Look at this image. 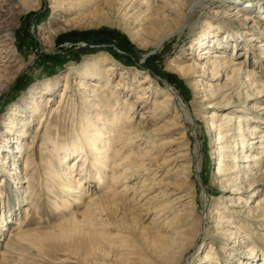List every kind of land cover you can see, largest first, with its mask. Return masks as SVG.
<instances>
[{
    "label": "rangeland",
    "instance_id": "rangeland-1",
    "mask_svg": "<svg viewBox=\"0 0 264 264\" xmlns=\"http://www.w3.org/2000/svg\"><path fill=\"white\" fill-rule=\"evenodd\" d=\"M253 1L255 0H154V11L163 15L166 20L163 21V18L161 19L158 16L159 28L165 29L171 34L160 48L154 50L148 47V42L151 40L148 38L149 35L145 34L144 37L147 38L148 42L146 41L147 43L144 45H138L129 36L131 32L142 28L141 25L125 29L121 24L123 22L120 23V21L113 25L95 23L98 18L107 17L110 14L109 17H112L113 14L110 10L96 8V4L99 2L94 6H80L82 2L79 0H58L61 5L58 6V3L53 4V0H32L30 2L24 0L26 8L19 13L18 18L15 20L5 19V23L13 24L15 27L11 44L15 48L8 60L0 58V145H5L7 155H9L8 146L10 148L14 147L11 155L16 151L15 145L17 144L22 150L21 153H15V155L18 154L16 157L11 156L12 158H10V164L16 166L17 170L10 168V171L8 170L5 174H3L4 171L0 170V179L2 176L4 177V182H0L1 219L4 218L1 217L3 214L2 206L7 203V200L14 198V200H10L12 202V214L8 220L6 219L5 228L0 232V250L9 236L10 229L13 230V233L18 232L16 229L18 228L17 224H15L18 221H21L19 227L23 232L35 231L40 234H47V237L41 241H37L35 238L31 248L27 247L26 250L21 251L20 257H18V254L9 257L11 261L13 260L12 264L15 262V264H184L190 250L186 251L180 241L184 242L186 239H192L197 235L200 226L203 225L202 221L207 227V232L204 237L200 235V238L197 239L199 250L192 264H215L214 259L222 261L225 258L226 252L236 243L237 236L235 235L240 232L235 230V225L245 226L243 224L246 222L244 213L249 211L246 209L242 215L227 213L232 226H225L229 231H226L224 235L220 234L226 245L213 237L214 226L212 225L214 222L210 217L216 211V205L221 207L225 203L224 199L227 192L223 191L218 184L213 183L215 171L218 168L222 169L223 166H220L218 159L213 158L214 156L210 153L211 142L214 139L207 133L205 128V122L208 119L206 115L209 114L210 109H205L199 104L201 98L194 96L191 87L186 82L187 80L182 79L176 73L169 72L167 64L169 62L176 65L183 62L189 64L192 62L188 58L190 57L201 67V65H204V60L196 59L201 48L206 47V49L210 48L211 51H218L222 47L221 50L225 51L224 55H226V58H230L232 63L243 60L246 62L244 69L252 70L264 81V53L261 54L260 50L263 45L261 46L259 42L264 43V36L261 34V30L264 28V3L261 2L264 0H259V5L250 4ZM163 2L167 5V9L162 10L159 7ZM170 9L176 12V16L170 12ZM231 9L256 15L260 33L258 29L259 37L255 41H250L248 35L247 37L244 35L241 39L231 33V26L221 19L222 11ZM75 14H80V17L86 21L90 20L91 22H89L93 25L91 27L89 25L87 27L69 28L53 40L48 38L52 32V27L54 28L59 24L58 21L61 17ZM171 16L174 19L172 21L167 20L172 18ZM259 44L260 46H257ZM247 46L250 48L248 51L246 50ZM248 54H250V57ZM259 54L262 57L259 58ZM102 55L109 57V64H113L115 67L114 73H106L111 90H114V87L117 86L116 83L121 75H124L125 80L130 83L128 86L131 90L125 91L124 87L120 89L121 94L125 92L127 95L124 104L120 101L121 98L119 101L117 100V104H114L122 107L123 111L127 112L129 107L132 106L137 86L146 73L150 75L151 82L154 85L158 84H156V87L153 86L154 96L145 99L148 102L137 109V105L134 106L132 121L139 120L142 111L147 107H151L153 99L161 98L164 95L165 85H163V81H167L176 88L193 118L194 123L191 125L184 122L187 136L184 143L189 145V154L183 162L184 168L179 170L176 175L166 177H162L165 176L166 171V168L163 169L158 173L156 179H160L161 183L164 184L149 190L148 196L152 197L154 200L151 202L155 203V201L164 198L161 195H164L165 183L172 186L184 185L189 189V199L192 200L189 206L185 203L182 210L171 214L167 219H163L164 216H160V218L158 216L155 220L154 217L159 212H156L157 210L155 211L154 208L144 216L139 214L134 207L130 206L132 202L129 198L132 194H128L127 198L121 195V191L116 196L113 195L114 191H110L113 185H110V182L106 179L111 172L107 170L103 171L105 174L101 175V184L91 175H87V179L82 183L85 194L81 197V203H77L73 196L62 191L61 184L65 183H61L60 177H63V173L66 176L69 175L65 173L64 166L56 158L57 150L55 153L53 141H62L61 138H65V143L70 144L66 136L77 133L80 135L86 124L93 133L97 131V127L100 128V123L89 120L85 102L81 99L82 94L78 93L77 85L74 86L76 91H71L70 98L65 104L56 105L53 99L56 100L58 95L57 93L53 94L52 101L47 103V107L43 111L44 116L41 117L43 115L41 113L42 115L39 114L30 119L26 128L21 132V136L15 134H10L12 135L10 136L9 132L5 130L7 129L9 114L13 113L15 109L17 111L22 110L29 103L32 95L27 92L30 88L36 91L43 88L44 82L48 80L53 82L55 79L60 80L58 84L60 88L63 81L62 75L66 74L67 71H70L69 77L72 84H75L79 77H84L89 83H97L98 85L103 83L104 77L88 75L90 74L88 73L89 70L85 71L84 69L86 62L94 61ZM232 67H234V64ZM127 70L128 73L124 74V71ZM230 73L231 69L226 71L227 79L225 76L220 79V87L227 88L233 84V75ZM7 77L10 78L7 79ZM107 89L110 90L109 87ZM98 94L100 95L101 91H98ZM99 97L101 96H98V99ZM77 98H80L81 101L76 102ZM263 104L264 100H261L260 103H257V106ZM107 109L96 107L91 111V114L96 117H109L113 112H109ZM114 114H117V112ZM169 114L168 112L166 116L169 117ZM255 114L257 119L262 122L255 124L256 128L264 131V110L260 109ZM123 115L122 113V120L125 118H123ZM17 118L20 117L17 116ZM166 119L168 118L165 117L164 121ZM158 120H152L151 122L157 123ZM81 121H85L82 126H80ZM162 124L163 122H160L155 128ZM78 127L79 132H75L74 129ZM105 131H103V134ZM34 134H36V138L33 145H31L30 139ZM103 134L101 132L100 138ZM142 142L136 143L132 151L139 150ZM83 149L86 150L85 147ZM107 150L108 154L113 157L114 148L109 146ZM26 152L30 153V162L28 164L29 168L24 170L23 164ZM249 154L252 155L254 152L250 151ZM195 160H197L198 170L194 169ZM260 170H264L263 162ZM24 171L28 174L25 175ZM151 176L153 174H150L149 177ZM27 178L30 182L26 183L24 181ZM149 181H151L150 178ZM5 182H8L9 187H16L14 196L11 194L12 197H10V193L7 195L8 186ZM28 184L34 192L31 199H28L25 194L26 189L29 190L27 188ZM106 189L109 190V192L104 193L106 198L116 199L104 211L95 216L94 224L89 226L91 227L89 229L90 234L83 229H75L72 226L73 222L81 220L82 217L77 216L78 218L73 219L71 216L80 215L86 208L85 204L89 203V199L98 194H103ZM118 189L120 190L121 187H118ZM203 190H205L204 193L209 196V199L206 206V215H204V220L201 221L203 217L200 213L202 210L200 195ZM64 198H66L67 206L62 201ZM244 200L245 202L242 205L247 203L253 206L259 201L261 202V208L264 209V182L255 194L253 193L251 197H244ZM133 203L135 202L133 201ZM190 212L193 213L192 216H189ZM187 217L189 218L187 219ZM165 220L170 221L171 224L165 223ZM227 223L229 224V222ZM163 224L168 227L169 225L179 226L177 229L183 234L178 243L180 248L162 234L163 228L161 227L164 226ZM251 227H253V229H250L251 232L244 235L249 245L245 246L240 252L249 253L248 257H250L251 263L264 264L262 259L264 256V219ZM61 228L63 229L62 233ZM173 230L175 228L172 227L170 232ZM164 247H166L165 250ZM234 258L238 260L239 257L236 254ZM20 259L22 260L20 261ZM238 261L240 262V260ZM238 261L236 263H239Z\"/></svg>",
    "mask_w": 264,
    "mask_h": 264
},
{
    "label": "bare ground",
    "instance_id": "bare-ground-1",
    "mask_svg": "<svg viewBox=\"0 0 264 264\" xmlns=\"http://www.w3.org/2000/svg\"><path fill=\"white\" fill-rule=\"evenodd\" d=\"M23 1L24 0H0V46H2L0 49V58L8 60V58L12 56V50L15 46H11V44L15 27L13 24L5 23V19H17L19 13L26 8ZM27 1L30 2L32 0ZM79 1L82 2L80 6H94L100 0ZM151 1L152 0H102L96 4V8H100L99 10H110L113 14L112 17H109L111 14L107 17L103 16L100 19L97 17L98 21L95 23L98 24L99 22L113 25L120 21V23L123 22L121 24L125 29H131L137 25H141L142 28L129 34L131 39L138 45H144L148 42L147 38L144 37L146 36L145 34H147L149 35V37H147L151 39L148 42V47L152 50L160 48L171 34L165 29L159 28L160 23L158 21V16H160L161 19L163 18V21L166 20L163 15L154 11V0ZM57 3L58 0H53V4ZM261 3H264V1ZM250 4L259 5L260 1L255 0ZM26 5L28 6V4ZM59 5L58 3V6ZM159 7L162 10L168 8L164 2ZM170 12L176 16V12L172 10ZM172 19L174 18L172 17L167 20L172 21ZM221 19L231 26V33L238 38L242 39L244 35H246V37L248 35L249 40L253 42L259 37L258 29L260 33V28L258 18L253 13H241L240 10L235 9L225 10L222 11ZM89 21L81 18L80 14L61 17L58 21L59 24L54 26V28L52 27V32L48 38L53 40L56 36L69 28L87 27L89 25L91 27L93 24ZM261 34L264 36V28L261 30ZM259 42L261 46H264V43H261V41ZM260 44L257 46H260ZM217 45L219 46V43ZM263 46L262 48L260 47L261 54L264 53ZM221 49L222 47H220L218 51H211L210 48H201L196 56V59L204 60V65H201V67L190 57L188 58L189 60L191 59L192 62L189 64L183 62L180 65H176L175 63L169 62L167 66L169 72L176 73L182 79H186L194 96H196V98H201L199 104L205 109H210L209 114L206 115L208 119L205 122L207 133L214 139V141L211 142L212 148L210 149V153L214 156L213 158L218 159L220 166H223L222 169L218 168L215 171L213 183L218 184L223 191L227 192V196L224 199L225 203H223L221 207L216 205V211L210 217L214 222L212 225L214 226L212 232L213 237L223 245H226V242L222 240L224 238H222L220 234L224 235L226 231H229L225 226H232L227 213L242 215L243 211L246 209L249 211L248 213H244L246 222L243 224L245 226H241V228L236 224L234 227L236 231H240L238 234L235 232V234H237L235 235L237 236L236 243L226 252V256L222 261L214 259V263L254 264L251 263L252 261L250 257H248L249 253L240 251L245 246L249 245L244 235L251 232L250 229H253L251 226L255 223L258 224L261 219H264V209L261 208V202L259 201L253 206L247 203L242 205V203L245 202L244 197H251L253 193L255 194L259 190L262 182H264V170H260L262 162L264 163V131L257 129L255 126V124L262 123L257 119L255 113L260 109L264 110V104L262 106H257V103L264 100V81L261 80L259 75L254 74L252 70L249 71L246 70V68L244 69L246 62L243 60L232 63L231 59L226 58V55H224L225 51ZM248 49L250 48L247 46L246 50L248 51ZM261 54H259V58L262 57ZM248 56L250 57V54H248ZM258 61H260V59H258ZM109 62V57L102 55L97 57L94 61L86 62L84 65L85 71L89 70L88 73L90 74L88 75L104 77V82L99 83V85L97 83H89L84 77H79L77 82L72 84L69 77L70 71H67L66 74L62 75L63 81L60 88L58 87L60 83L59 79H55L53 82L50 80L44 82L43 88L36 91L30 88L27 92L32 95L29 103L26 104L22 110L17 111L15 109L13 113L9 114V121L7 129L5 130L9 132V135L15 134L21 136V132L26 128L28 121L33 119L34 116L41 113L43 114L44 109L47 107V103L52 101L51 97L53 94L57 93L58 95V100L53 99L56 105L65 104L70 98L69 95L71 91H76L74 86L77 85L78 93L82 94L81 99L85 102L89 120L100 123V128L97 127V131L93 133L86 124L80 135L77 133L75 135L68 134L66 136L70 144L65 143V138H61L62 141H53L55 153L57 150L56 158H58L61 165L64 166L65 173L69 175L66 176L63 173V177H60L61 183H65L61 184L63 188L62 191L73 196L77 203H81V197L85 194V188L82 183L87 179V175H91L92 178L97 179L99 184H101V175L105 174L103 171L107 170L110 171L111 174L107 176L108 178H105L110 182V185H113L110 190L114 191L113 195L116 196L121 191V195L127 198L128 194H132L129 198L132 202L130 206L134 207L139 214L144 216L154 208L155 211L157 210L156 212H159L157 216L154 217L153 215L155 220L158 216L159 218L160 216H164L163 219H167L171 214L182 210L185 203L189 206L192 201L189 199V189L184 185L178 184L177 186H172L169 183H165L164 195H161L162 197L164 196V198L160 201H155V203H152L151 201L154 199L148 196L149 190L164 184L161 183L162 181L160 179H156L158 173L163 169L166 168V171L165 176L162 177H166L168 175H176L179 170L184 168L183 162L187 159L189 154V145L184 143L187 138L184 122L191 125L194 123L193 118L189 113L188 106L180 98L176 88L167 81H163V85H165L164 95L161 98H156L157 100L153 99L151 107H147L142 111L139 120L135 122L132 121L134 106L137 105V109L148 102L145 99L154 96L153 86L156 87L158 84L156 83L157 85H154L151 82L152 79L150 75L146 73L144 77L140 79V83L137 86L135 91L136 96L132 106L125 112L122 107H118V105L115 106L114 104H117L120 98V101L124 104L127 95L125 92L121 94L120 89L124 87L125 91L131 90L130 86H128L130 83L125 80L124 75H121L119 81L116 83L117 86L114 87V90H111L109 78L106 73H114L115 67L113 64H109ZM233 64L234 67H232ZM229 69H231L230 74L233 75V84L227 88L220 87L219 81L223 76H225L226 79L228 78L226 71ZM126 73H128V70L124 71V74ZM197 77L200 78L198 79ZM9 78L10 77H7V79ZM71 87H73V89H71ZM108 87L110 90L107 89ZM98 91H101L100 95ZM77 96L79 97V95ZM98 96L101 97L98 99ZM130 96L132 97V94H130ZM73 101L75 100L73 99ZM80 101V98H77L76 102ZM81 104L84 105L83 102H81ZM96 107L101 109L108 108L107 111L113 112V114L109 117H96L91 114V111ZM116 112L118 115L114 114ZM166 112L170 113L169 117L166 116ZM122 113L124 114L123 118L125 117L124 120L121 118ZM17 116L20 118H17ZM43 116L44 114L41 117ZM165 117L168 119L164 121ZM152 120H158V122L152 123ZM84 122L85 121H81L80 126H82ZM160 122H163V124L155 128ZM79 127L75 128L74 131L79 132ZM103 131H105L104 134ZM101 132L103 135L100 138ZM35 135L36 134L32 135L30 139L31 145H33L35 141ZM139 141H143L139 150L132 151L134 145ZM18 142L21 144L20 141ZM17 145H15L16 151L13 155L11 154L14 151V147L10 148V146H8L9 155H7L5 153V145H0V170L2 172L4 171L3 174L8 172V170L10 171V168L17 170L16 166L10 164L11 156L16 157L18 154L15 155V153H21L22 149ZM109 146L114 148L113 157L108 154L107 149ZM83 147H85L86 150H84ZM250 151H253L254 154L250 155ZM29 154V152L25 154V162L23 164L24 170L29 168ZM197 160H195L194 168L196 170L199 169ZM2 168L4 169L2 170ZM24 172L25 175L28 174V172ZM150 174H153V176L149 177ZM149 178L151 181L148 182ZM1 181L4 182L3 176L0 179V182ZM24 182L27 183L30 182V180L27 178ZM5 183L8 186L7 195L10 193V197H12L11 194L14 196L16 187H9L8 182ZM118 187H121V189L119 190ZM27 188L29 190L26 189L25 191L26 197L31 199V196L34 194L33 188L30 187L29 184ZM204 191L205 190L201 191L200 195L202 208L200 213L203 217L201 221L204 220V215H206V206L209 199V196L205 194ZM107 192H109L108 189H106L103 194H98L90 198L89 203L85 204L86 208L80 215L75 214L71 216L73 219L77 216L82 217L81 220L73 222L72 226L75 227V229H83L90 234L89 229H91V227L89 226L94 224L93 221L96 220L95 216L99 215L101 211H104V209L116 199L106 198L104 193ZM65 199L66 198L62 201H64V204L67 206ZM10 200L12 201L14 198L9 199V201L7 200V203L2 206L3 214L1 217L4 218H0V232L5 228V221L10 218L13 211L12 202ZM133 201L135 203H133ZM143 211H145V213H143ZM192 212L189 213V216H192ZM188 218L189 217H187V219ZM164 222L171 224L168 220ZM227 222H229V224ZM20 223L21 221L15 223L17 224L16 226L18 228L16 229L18 232L13 233V230L10 229L9 236L3 247H1L0 264H10V262L12 264L13 260L11 261L9 257L17 254L18 257H20L21 251L26 250L27 247L31 248V244H34L33 241L35 238L37 241H41L43 238L47 237V234H40L35 231L23 232L21 227H19L21 226ZM202 223L203 225L200 226L197 235L192 239H186L184 242H181L182 240L180 241V243L184 245L186 251L190 250L184 260V264H192L195 256H197L199 250L197 239L200 238V235L204 237L207 232L205 223L203 221ZM68 224L70 225L69 222ZM163 225V227L160 226L163 228L162 234L173 242L175 246L180 248L178 243L183 234L178 231L179 229H177V227L179 226L169 225L168 227L165 224ZM172 227L173 229L175 228V230L170 232ZM60 231L62 233L63 229L61 228ZM38 234L40 235L38 236ZM36 244L38 245V242ZM183 245L181 246L183 247ZM165 248L166 247H164V250ZM236 254L240 258H238L240 262L236 260L237 258H234ZM262 259L264 261V256ZM21 260L22 259H20V261ZM236 261L239 263H236Z\"/></svg>",
    "mask_w": 264,
    "mask_h": 264
}]
</instances>
